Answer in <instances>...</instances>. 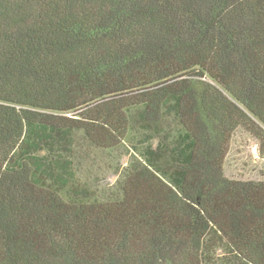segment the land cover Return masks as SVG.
<instances>
[{"label": "trees", "instance_id": "obj_1", "mask_svg": "<svg viewBox=\"0 0 264 264\" xmlns=\"http://www.w3.org/2000/svg\"><path fill=\"white\" fill-rule=\"evenodd\" d=\"M238 130L264 156V0H0V264H264Z\"/></svg>", "mask_w": 264, "mask_h": 264}, {"label": "rangeland", "instance_id": "obj_2", "mask_svg": "<svg viewBox=\"0 0 264 264\" xmlns=\"http://www.w3.org/2000/svg\"><path fill=\"white\" fill-rule=\"evenodd\" d=\"M128 158L123 159L126 165ZM103 161L100 166H103ZM104 167V166H103ZM225 176L232 180L259 181L264 179V156L260 154L259 142L243 130H238L233 137L229 154L225 161ZM111 170L100 171L95 184L106 187L116 180Z\"/></svg>", "mask_w": 264, "mask_h": 264}]
</instances>
